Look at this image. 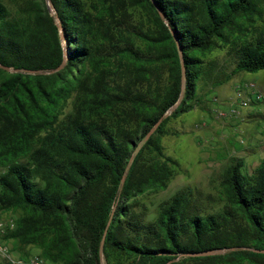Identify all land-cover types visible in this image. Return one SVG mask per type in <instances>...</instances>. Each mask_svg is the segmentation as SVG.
<instances>
[{"label": "trees", "instance_id": "obj_1", "mask_svg": "<svg viewBox=\"0 0 264 264\" xmlns=\"http://www.w3.org/2000/svg\"><path fill=\"white\" fill-rule=\"evenodd\" d=\"M50 3L0 0V63L42 71L0 68V216H15L14 251L52 264H264L252 250L264 249V157L251 175L243 160L227 167L216 211L190 190L153 217L142 199L176 174L161 137L203 103L207 56L226 48L233 63L213 86L264 71V0ZM211 250L223 252L192 255Z\"/></svg>", "mask_w": 264, "mask_h": 264}, {"label": "rangeland", "instance_id": "obj_2", "mask_svg": "<svg viewBox=\"0 0 264 264\" xmlns=\"http://www.w3.org/2000/svg\"><path fill=\"white\" fill-rule=\"evenodd\" d=\"M2 1L13 9L22 0ZM51 10L53 12L52 7ZM226 52V48L218 49L207 56L212 64L211 79L199 82V94L203 97L201 106L167 123L168 134L161 137V143L166 154L176 159L178 165L166 189L147 193L142 198L150 206L151 217L161 202L189 190L203 211L220 209L224 201L219 184L227 167L240 159L244 162L242 173L251 175L264 157V71L240 72L222 85L213 86V80L224 78L233 68ZM250 81L263 93V99L253 98L237 119H217L216 111L218 108L228 110L237 86Z\"/></svg>", "mask_w": 264, "mask_h": 264}, {"label": "built area", "instance_id": "obj_3", "mask_svg": "<svg viewBox=\"0 0 264 264\" xmlns=\"http://www.w3.org/2000/svg\"><path fill=\"white\" fill-rule=\"evenodd\" d=\"M255 98L257 101L263 99V93L259 91L254 82L240 83L237 86L236 96L230 102L228 110L218 108L215 117L217 119L230 120L238 118L242 110L248 107ZM217 98H215L216 100ZM15 216L8 214L0 217V264H52L39 252L31 254L27 258L21 257L14 251L12 241L5 238L8 231L15 228Z\"/></svg>", "mask_w": 264, "mask_h": 264}, {"label": "water", "instance_id": "obj_4", "mask_svg": "<svg viewBox=\"0 0 264 264\" xmlns=\"http://www.w3.org/2000/svg\"><path fill=\"white\" fill-rule=\"evenodd\" d=\"M48 1V7L51 9V3L50 0ZM57 18V16H56ZM58 20V19H57ZM57 24L59 26V28L62 30V27L60 25V23L57 21ZM61 37L63 38V34H61ZM180 50V49H179ZM180 55L182 56V50H180ZM183 62V61H182ZM183 64V63H182ZM183 66V65H182ZM62 66H60L58 69H60ZM0 68H3L6 71L9 72H24V73H30V74H36V73H42V71L38 70V71H33V70H23V69H13L9 66L3 65L2 63H0ZM54 72V71H52ZM183 73H184V67H183ZM173 110V108H171L170 110H168L164 115H162L158 121L155 123V125L151 128V130L147 133L145 140H148L149 137L155 132V130L159 127V125L161 124V122L163 121V119L167 116H169V114L171 113V111ZM125 181V177L122 178V182ZM255 252H261L264 253V249L260 250V249H252ZM102 251H103V246H101V255H102ZM222 250H211V251H204V252H197V253H192V255L194 256H203V255H211V254H215V253H222Z\"/></svg>", "mask_w": 264, "mask_h": 264}, {"label": "crops", "instance_id": "obj_5", "mask_svg": "<svg viewBox=\"0 0 264 264\" xmlns=\"http://www.w3.org/2000/svg\"><path fill=\"white\" fill-rule=\"evenodd\" d=\"M234 119H237V118H234ZM35 252H38V250L37 249H34L33 252H32V254L35 253Z\"/></svg>", "mask_w": 264, "mask_h": 264}]
</instances>
